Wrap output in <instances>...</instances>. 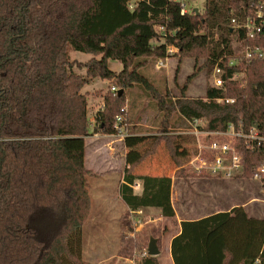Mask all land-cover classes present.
Returning a JSON list of instances; mask_svg holds the SVG:
<instances>
[{
  "label": "trees",
  "instance_id": "trees-1",
  "mask_svg": "<svg viewBox=\"0 0 264 264\" xmlns=\"http://www.w3.org/2000/svg\"><path fill=\"white\" fill-rule=\"evenodd\" d=\"M133 1L0 0V264H89L83 260L82 234L92 209L85 165L91 122L83 89L91 80L120 87L112 90L115 99L105 97V109L95 118L98 132L114 135L126 90L146 83L137 70L147 59L166 58L171 46L185 55L211 46L207 63L213 69L224 55L233 54L231 10L264 2L207 0L201 17L182 15V3L175 0ZM215 34L219 39L213 44ZM248 45L264 48V29ZM72 51L91 59L78 63ZM110 61L121 63L123 70L112 71ZM81 67L86 77L76 73ZM244 69V87L231 80L240 72L232 68L224 88L209 89L205 101L179 102L185 121L205 119L203 129L209 132L240 123L246 133L253 126L262 129L264 60ZM220 98L235 102L217 103ZM183 142L181 136L163 134L140 156L129 151L119 193L131 211L158 208L163 217H175L171 178L134 172L164 144L180 168L192 157ZM241 146L242 176L252 178L253 170L264 165V145ZM138 180L141 195L131 187ZM171 255L174 264H264V219L251 218L238 206L182 222ZM143 264L159 260L149 256Z\"/></svg>",
  "mask_w": 264,
  "mask_h": 264
},
{
  "label": "rangeland",
  "instance_id": "rangeland-1",
  "mask_svg": "<svg viewBox=\"0 0 264 264\" xmlns=\"http://www.w3.org/2000/svg\"><path fill=\"white\" fill-rule=\"evenodd\" d=\"M135 1L137 0L132 2L133 5ZM175 1L185 4L189 14H197L195 12L197 9L198 16L205 17L207 0ZM261 6L264 8V3L259 8ZM218 39L219 35L215 34L212 40L213 44ZM164 41L161 40L162 43ZM210 47L207 48V51L195 50L191 55L174 53L168 58L164 68L158 67L160 59L149 58L144 66L137 70L146 79V83L132 84L124 94L120 113L117 111L119 113L117 116L123 118L128 133L123 144L133 151L130 152V155L140 156L151 146L156 136L163 134L183 137L184 141H187L183 143L188 144L191 153H196V138L192 135H183L190 131V126L181 115L177 105L179 102L205 101L207 91L213 85V70L207 63ZM231 47L235 53L243 52V47L238 45L236 37H232ZM70 57L82 64L91 59L90 55L74 51L70 53ZM245 66L246 63L241 65L236 80L240 87L247 84L248 77L244 71ZM109 68L116 72L123 70L122 64L115 61L109 62ZM75 71L86 77V71L82 67L76 68ZM114 87L120 88L113 81L93 79L83 89V93H86L88 97L91 122L89 135L85 141L87 170L90 171L88 180L92 209L82 234L83 260L89 264H115L119 256L129 257L134 251L148 250L150 239L161 238L166 232L163 230V223L157 220L159 217L146 213L131 214L121 201L119 189L127 170L124 172L122 170L126 159L122 158L120 153L117 155L115 153L118 139L112 135L98 132L95 121L97 113L105 109V97L109 95L115 99L112 93ZM203 123L206 124L207 121L203 119ZM143 133L150 135L141 136ZM159 151H163L167 166L170 169L175 168L165 144L160 147ZM153 158V156L148 158L138 167L141 168L140 171H144L139 175L152 176L155 173L153 170L146 171L150 165L151 160L149 159ZM157 164L158 160L155 165L157 166ZM185 165L187 163L178 170L182 171L179 178H185V175L189 174H198L193 167L184 168ZM242 175L243 173L231 180H225L222 177L208 175L203 171L196 177L217 182L200 184L198 190H202V194H197L199 199L193 194L191 197L199 202L207 203L209 194L206 190H216L220 196L224 197V199L221 198L224 208L229 210L238 206L247 207L251 214L264 219V185L261 181L254 180L253 176L249 178V175L246 177ZM138 181L142 183L140 180ZM186 184L188 187L190 186V183ZM191 187L195 189L194 186ZM198 211L199 214H193V217L206 215L211 210ZM132 233L135 235L134 238L129 237V234ZM158 243L161 244V239ZM163 250H165V246ZM160 256L161 254L157 256L158 260Z\"/></svg>",
  "mask_w": 264,
  "mask_h": 264
},
{
  "label": "built area",
  "instance_id": "built-area-1",
  "mask_svg": "<svg viewBox=\"0 0 264 264\" xmlns=\"http://www.w3.org/2000/svg\"><path fill=\"white\" fill-rule=\"evenodd\" d=\"M264 2L253 5L248 10H231V19L229 28L232 31L233 37H236L238 45L243 47V52L235 53L229 57L224 55L215 67L212 69L213 85L211 88L222 89L225 86V76L229 69H238L242 64H250L254 60H264V48L250 47L249 41L257 40L264 29ZM182 15L188 14L186 5L182 4ZM163 30V28H161ZM243 35V37H242ZM178 49L174 46L168 47L167 57L160 59L158 62L159 68L166 67V61ZM238 73H236L231 80L236 81ZM114 92L118 90L112 89ZM234 99L220 98L217 103L233 104ZM190 131L183 133V135H192L196 138V153L192 154L191 159L187 162L186 167H193L196 172L203 173L205 171L208 175L215 177H222L225 180H231L243 173V155L242 144L250 150H254L257 146L264 145V124L262 129L259 126H253L249 132H245L241 123L238 126L229 125L225 131L209 132L203 129L204 123L199 119H193L188 122ZM113 137L123 141L128 133L124 126L122 117L115 118V134ZM208 139V144H203V139ZM253 179L261 181L264 185V165L253 170ZM135 195H141L143 188L142 183L136 181L132 186ZM130 238L135 235L129 234ZM149 257L148 250L141 252L134 251L129 257H117L115 264H143V261Z\"/></svg>",
  "mask_w": 264,
  "mask_h": 264
},
{
  "label": "crops",
  "instance_id": "crops-1",
  "mask_svg": "<svg viewBox=\"0 0 264 264\" xmlns=\"http://www.w3.org/2000/svg\"><path fill=\"white\" fill-rule=\"evenodd\" d=\"M150 134L143 133L141 136H148ZM113 137V136H112ZM118 144L116 145L115 153L116 155L120 153L122 155V158L126 159V156L128 155L129 151H131L130 148H126L125 144H123V141L118 139ZM122 143V144H121ZM123 150V152H122ZM165 155L163 154V151L157 152L153 157V159H149L150 165L148 166V169L146 171L153 170L155 173L152 175L153 177H168L172 180V195L171 200L172 204L175 210V217L174 218H165L162 216V212L158 208H145L138 212L131 211L122 201V203L127 207V209L131 212V214H154L157 220L161 221L163 223V230L165 232L164 235L161 236V238H157L158 242L161 239V244L158 243V249L160 251L161 256L159 257V264H174L172 255H171V243L172 240L178 236L181 233V224L185 221H198L200 219H203L205 217L223 213V212H229L233 208H230L229 210L224 208V205L222 204L221 198L224 199L223 196H220L219 193L216 190H206L208 191L207 194H209V197L207 198V203L203 201L194 200V198L191 197V195H195L196 198L197 194H202V190H198L200 184H211L216 183L215 180H204L199 177H185V178H179L176 177V173L180 168H169L167 166V163L165 162ZM121 159V157H120ZM153 160V161H152ZM158 160L157 166L156 161ZM164 161V162H163ZM154 165H153V164ZM85 165L87 168V161L85 159ZM129 169L127 164L125 163L124 167H122L123 172ZM141 168H138L135 170L134 175H139L143 173L144 171H140ZM145 176V175H142ZM147 176V175H146ZM151 176V175H149ZM123 183V180L121 181V184ZM186 183H190V186L188 187ZM191 186H194L195 189H193ZM205 194V192H203ZM220 196V197H219ZM219 197V198H218ZM198 210H211L208 214L202 215L200 217H193V214H199ZM246 212L248 213L249 217L255 218V219H262L261 217H258L254 214H251L249 209L245 207ZM198 211V212H197ZM192 214V215H191ZM165 246V250L164 249ZM164 251V252H162ZM159 254V255H160ZM163 254V256H162Z\"/></svg>",
  "mask_w": 264,
  "mask_h": 264
},
{
  "label": "water",
  "instance_id": "water-1",
  "mask_svg": "<svg viewBox=\"0 0 264 264\" xmlns=\"http://www.w3.org/2000/svg\"><path fill=\"white\" fill-rule=\"evenodd\" d=\"M195 12L197 13L196 15H199V11L197 9H196ZM119 94H122V91H120ZM148 254L151 257L159 256L160 251L158 249V240L157 239H154V238L150 239V243H149V246H148Z\"/></svg>",
  "mask_w": 264,
  "mask_h": 264
}]
</instances>
